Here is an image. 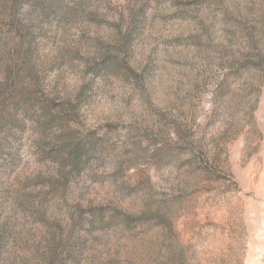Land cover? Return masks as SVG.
<instances>
[{"label":"rangeland","instance_id":"obj_1","mask_svg":"<svg viewBox=\"0 0 264 264\" xmlns=\"http://www.w3.org/2000/svg\"><path fill=\"white\" fill-rule=\"evenodd\" d=\"M0 264H264V0H0Z\"/></svg>","mask_w":264,"mask_h":264}]
</instances>
